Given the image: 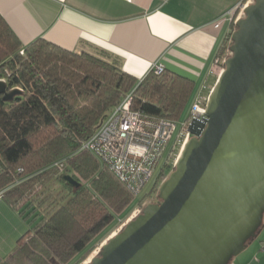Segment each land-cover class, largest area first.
<instances>
[{
  "label": "trees",
  "instance_id": "16d2710c",
  "mask_svg": "<svg viewBox=\"0 0 264 264\" xmlns=\"http://www.w3.org/2000/svg\"><path fill=\"white\" fill-rule=\"evenodd\" d=\"M0 80L8 92L21 89L8 101L0 95V190L31 223L0 264H77L135 203L83 144L132 90L138 110L180 119L196 83L166 69L138 81L101 50L71 51L44 38L25 46L1 14Z\"/></svg>",
  "mask_w": 264,
  "mask_h": 264
},
{
  "label": "water",
  "instance_id": "95a60500",
  "mask_svg": "<svg viewBox=\"0 0 264 264\" xmlns=\"http://www.w3.org/2000/svg\"><path fill=\"white\" fill-rule=\"evenodd\" d=\"M206 118L159 189V202L103 243L86 264H230L264 227V0L245 10ZM20 88L0 95L11 100ZM63 179L80 183L70 174Z\"/></svg>",
  "mask_w": 264,
  "mask_h": 264
},
{
  "label": "crops",
  "instance_id": "0c3cea01",
  "mask_svg": "<svg viewBox=\"0 0 264 264\" xmlns=\"http://www.w3.org/2000/svg\"><path fill=\"white\" fill-rule=\"evenodd\" d=\"M241 1L0 0V14L25 46L44 38L71 51L101 50L121 59L138 81L162 64L196 83L193 101L204 86L209 95L219 78L223 50L237 28L225 14ZM22 222L19 233L28 228ZM263 244L264 238L257 248ZM12 248L0 247V256ZM230 264H264V256H240Z\"/></svg>",
  "mask_w": 264,
  "mask_h": 264
},
{
  "label": "built area",
  "instance_id": "2783aa9c",
  "mask_svg": "<svg viewBox=\"0 0 264 264\" xmlns=\"http://www.w3.org/2000/svg\"><path fill=\"white\" fill-rule=\"evenodd\" d=\"M254 1L239 2L225 14V19L236 25L239 19L245 17L246 8ZM216 26H219L218 22ZM232 43L231 36L227 43L229 53L223 55L220 63V74L225 69V61L233 54ZM164 69L162 64H155L152 68L157 74ZM205 88L206 86L202 90ZM202 90L194 97L185 119L161 118L138 110L135 107L134 90H132L104 118L98 129L85 141L83 149L91 152L101 165L111 170L137 197L154 176L163 160L164 165L160 173L166 172L170 175L176 168L185 145L193 136L189 131L190 124L194 119L203 121L206 118L207 103L212 90L209 95H205ZM56 165L62 164L58 162ZM168 168L170 170L167 172ZM1 172L0 165V174ZM4 192L5 190H0V202L4 199ZM142 211L139 210L131 215L110 237L119 233ZM121 220L119 218V221ZM103 243L86 263L99 255ZM261 250L264 251V244L261 246Z\"/></svg>",
  "mask_w": 264,
  "mask_h": 264
},
{
  "label": "rangeland",
  "instance_id": "374dc122",
  "mask_svg": "<svg viewBox=\"0 0 264 264\" xmlns=\"http://www.w3.org/2000/svg\"><path fill=\"white\" fill-rule=\"evenodd\" d=\"M228 53H229V51H228L227 44H226V46L223 50V55L225 56ZM189 110H190V107H187V109L184 111V113L181 117L182 119H185L187 117ZM163 165H164V160L161 162V164L158 167V169L156 170L154 176L150 179V181L147 183V185L144 187V189L140 192V194L137 197H135V203H136V201H138L140 199L139 202L137 204L134 203L133 205H131L129 207L128 211H130L131 209L132 210L127 215L120 216L119 218H121L122 220L119 221V218H118L117 223L92 248L90 254L83 261H80L77 264H85L88 261V259L91 257V255L94 253V251L99 250V248L101 247V244L103 242H105L114 232H116L118 230V228L131 217V215H133L135 212L137 213L139 210L142 211L144 206L147 205L148 203L159 202L158 194H159L160 186H161L162 182L164 180H166L169 176L168 173L163 174V176L161 174L163 172L160 173V170L163 167ZM169 170H170V168H168L167 172ZM2 202H3L4 206L0 205V247L1 248L6 247V248H8V250H9V247H13L12 248V250H13L18 243V239L23 234H25L28 230L31 229V223L29 221H27L26 219H24L23 217H22L23 218L22 219L19 215H16V219L12 218L10 216L9 212L7 211V208H10L15 213H17V212L12 207L9 206V203L7 201L3 200L0 203H2ZM24 220L27 221L28 228H27V225L25 224L26 225L25 231L19 233V231H20L19 229H23L21 222ZM25 225H24V227H25ZM263 238H264V233L259 235L248 246V248L245 251H243L240 255H238L235 258H238L240 256L248 257V258H253V257L255 258L258 255L260 258L263 257L264 251H262L261 248H260V250L257 248L260 241ZM12 250H10V252Z\"/></svg>",
  "mask_w": 264,
  "mask_h": 264
}]
</instances>
